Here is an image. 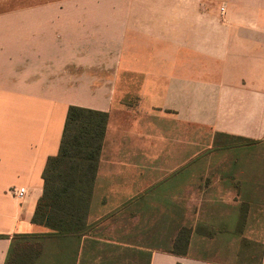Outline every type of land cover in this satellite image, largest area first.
I'll return each mask as SVG.
<instances>
[{
    "label": "crops",
    "instance_id": "obj_1",
    "mask_svg": "<svg viewBox=\"0 0 264 264\" xmlns=\"http://www.w3.org/2000/svg\"><path fill=\"white\" fill-rule=\"evenodd\" d=\"M69 105L108 113L91 228L43 239L34 264H212L109 217L176 183L232 195L229 220L201 222L234 227L243 203L264 226V0H0V264L13 234L45 231L31 218Z\"/></svg>",
    "mask_w": 264,
    "mask_h": 264
},
{
    "label": "trees",
    "instance_id": "obj_2",
    "mask_svg": "<svg viewBox=\"0 0 264 264\" xmlns=\"http://www.w3.org/2000/svg\"><path fill=\"white\" fill-rule=\"evenodd\" d=\"M107 120V112L68 106L58 151L46 159L42 171V194L31 218L33 224L45 231L13 234L4 264H34L41 253L43 239L80 237L89 232V206ZM241 140L247 145L256 142ZM246 213V206L242 203L234 227L201 221L194 226L181 225L164 251L184 256L193 234L213 239L216 234L229 233L239 236L237 254L240 260L244 258L245 264H262L264 243L244 235Z\"/></svg>",
    "mask_w": 264,
    "mask_h": 264
},
{
    "label": "rangeland",
    "instance_id": "obj_3",
    "mask_svg": "<svg viewBox=\"0 0 264 264\" xmlns=\"http://www.w3.org/2000/svg\"><path fill=\"white\" fill-rule=\"evenodd\" d=\"M178 137L170 138L174 144ZM191 190V187H186ZM185 190V188H184ZM195 188L193 191H196ZM179 185L166 189V192L152 191L144 195H139L124 208L115 211L111 216L121 223H129L121 226L123 232H136L138 229L148 241H140L143 236H139V244H152L155 249L166 250V247L174 238L176 230L181 225L194 226L197 221L203 219L207 221L219 222L229 220L228 209L232 204L228 201L232 195H220L211 193H179ZM124 220V221H123ZM126 220V221H125ZM134 220V221H133ZM121 224L108 225V233L117 232ZM221 228V227H219ZM225 228V227H224ZM147 230V235L145 234ZM139 232V233H140ZM264 226H251L245 228V234L251 237L263 236ZM196 235V234H195ZM230 235L216 234L213 239L202 240L201 236L193 238L190 254L192 256L204 257L212 264H245V259L238 256L239 236L230 239ZM230 239V240H228ZM134 241L132 244H137Z\"/></svg>",
    "mask_w": 264,
    "mask_h": 264
},
{
    "label": "built area",
    "instance_id": "obj_4",
    "mask_svg": "<svg viewBox=\"0 0 264 264\" xmlns=\"http://www.w3.org/2000/svg\"><path fill=\"white\" fill-rule=\"evenodd\" d=\"M224 10H225V6L222 5V6L220 7V12L223 13ZM12 191L14 192V194H15L16 196H18V197H22V195H23L24 192H25V189H24V187H20V188H18V189H12Z\"/></svg>",
    "mask_w": 264,
    "mask_h": 264
}]
</instances>
